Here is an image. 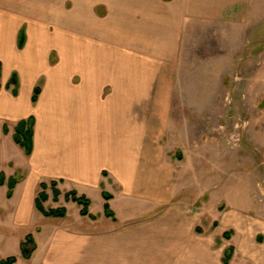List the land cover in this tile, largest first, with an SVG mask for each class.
<instances>
[{"label":"crops","instance_id":"1","mask_svg":"<svg viewBox=\"0 0 264 264\" xmlns=\"http://www.w3.org/2000/svg\"><path fill=\"white\" fill-rule=\"evenodd\" d=\"M263 1L0 0V235L36 220L40 185L56 182L64 193L96 199L104 214L69 224L67 213L66 225H53L43 264H224L231 247L229 264H264V250L251 242L264 221L250 224L244 205L219 212L220 201L233 200L232 184L217 191L212 168L204 186L193 158L167 157L175 145L200 142L196 131L212 122L204 109L211 102L202 98L213 103L212 82H221L205 66L218 65L228 34L232 40ZM195 50L205 54L188 61ZM224 60L233 66L232 57ZM189 65L203 68L191 76ZM30 119L27 156L14 136ZM236 193L248 200L243 185ZM206 217L219 228L204 236L198 228ZM230 228L231 244L216 247ZM34 241L31 259L21 253L16 264L31 262Z\"/></svg>","mask_w":264,"mask_h":264},{"label":"rangeland","instance_id":"2","mask_svg":"<svg viewBox=\"0 0 264 264\" xmlns=\"http://www.w3.org/2000/svg\"><path fill=\"white\" fill-rule=\"evenodd\" d=\"M254 15H252L248 24L233 28L232 40L228 34L227 42H224L228 49L225 51L219 50L217 53L215 61L218 65L215 67L205 66L208 71L213 68L217 73L219 72L221 82H212L214 85L211 89L215 88L217 95V98L213 99V103L207 97L202 98L203 103L204 101L211 102L206 104L204 109L207 112L205 117L208 120L211 118L212 122L208 121L206 123L203 121L201 129L196 131L197 133L200 131V142L196 139L195 144L192 142V146L175 145L167 154V157L175 164L193 158L189 163L192 166H199L204 186H207L206 183L208 182V177L205 174L206 170L216 168L220 175L221 171L226 172L223 179L218 174L217 191L220 192V188L232 184L234 196L232 201L222 200L219 202V212L223 214L229 211L233 205H244L246 215L253 226L255 223L264 221V1L258 3ZM223 39V34H219L218 43H221ZM202 41L208 42L209 40L203 38ZM215 41L217 40L214 38ZM22 43L23 39H21ZM198 43L199 41L194 42V44ZM193 52L194 59H188V61L200 62L199 59H195L198 58V55L203 56L205 50H195ZM226 56L233 58V66L229 67L223 63ZM196 68L198 70L203 66L198 67L197 65L194 67L189 65L184 69L188 72L187 74L190 73L191 76H194L197 71ZM217 73L214 76H218ZM164 141H168V139ZM187 147L189 148L187 149ZM195 152L196 154L193 155ZM241 185L246 188V193H248L246 195L248 200L243 198V202L236 196V190ZM60 192L61 195L55 202L54 194L52 190H49V200L44 204V207L47 210L68 209L67 221L69 224L75 219L84 220V216L80 214L79 206L72 201H66L68 192ZM208 200L209 194L203 201L207 202ZM89 213L95 217L102 216L104 207L96 199H93ZM206 218L203 219L198 228L200 234L204 236L213 234L219 228V221H217L218 225L214 226L216 222L210 220L211 218ZM55 224L66 225L67 223L61 219L46 218L37 212L36 220L28 219L25 224L15 225L12 223V225H9L10 229H6L0 235V261L10 257H18L21 253L23 255L20 243L27 236L32 235L37 238L39 250L31 262L27 263L25 259H20L19 264H43L48 251V237ZM38 230H42V233L40 234ZM226 233H229L230 238L225 239L220 235L216 239V247L231 244L233 237L237 234L236 230L232 228L227 230ZM251 238V242L257 250H264V230L255 228ZM234 247L239 246L237 244ZM25 250L30 254L33 246H27ZM237 258H239L238 255L236 256V262L239 260Z\"/></svg>","mask_w":264,"mask_h":264},{"label":"trees","instance_id":"3","mask_svg":"<svg viewBox=\"0 0 264 264\" xmlns=\"http://www.w3.org/2000/svg\"><path fill=\"white\" fill-rule=\"evenodd\" d=\"M1 77V75H0ZM40 95V88H37L33 97V102L36 103ZM5 133H8L7 126L4 127ZM33 137H34V120L30 119L28 121L21 122L16 128V134L14 136L15 143L19 145L22 149L25 150V154L27 156H31L33 152ZM14 183L10 184L9 197L12 196V192L14 189ZM58 184L56 182H51L50 184L42 183L39 187L40 191L36 198V209L46 218H56V219H65L67 217V210L65 208L60 209H50L47 210L44 207V204L49 200L48 191L52 190L54 194V201L56 202L61 195L60 190L57 188ZM104 197L106 201H109L112 197L106 193H104ZM66 201H72L77 204L82 210L81 215L84 217H90L91 219H96L93 215H90L89 208L91 205V201L85 197H79L78 194L73 191L69 192L66 195ZM105 213L108 218H115L114 213L111 211L108 203L105 204ZM217 226V224H215ZM225 238L229 239V233L225 234ZM33 246V250L30 254L27 253L25 248L27 246ZM21 247L23 249V257L26 260H30L32 254L36 250V244L32 235L26 237L25 241L22 242ZM234 254V248L231 247L225 254L224 264H229ZM17 258L10 257L6 260H2L0 264H16Z\"/></svg>","mask_w":264,"mask_h":264}]
</instances>
